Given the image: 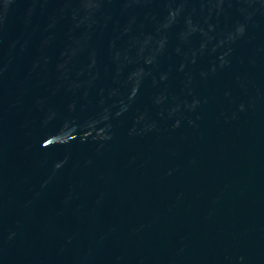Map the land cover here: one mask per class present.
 <instances>
[{
  "label": "water",
  "instance_id": "95a60500",
  "mask_svg": "<svg viewBox=\"0 0 264 264\" xmlns=\"http://www.w3.org/2000/svg\"><path fill=\"white\" fill-rule=\"evenodd\" d=\"M0 264H264V0H0Z\"/></svg>",
  "mask_w": 264,
  "mask_h": 264
}]
</instances>
